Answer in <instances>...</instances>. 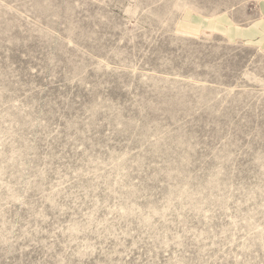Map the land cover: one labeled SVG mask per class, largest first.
<instances>
[{"label":"rangeland","instance_id":"1","mask_svg":"<svg viewBox=\"0 0 264 264\" xmlns=\"http://www.w3.org/2000/svg\"><path fill=\"white\" fill-rule=\"evenodd\" d=\"M259 5L0 0V264H264Z\"/></svg>","mask_w":264,"mask_h":264},{"label":"crops","instance_id":"2","mask_svg":"<svg viewBox=\"0 0 264 264\" xmlns=\"http://www.w3.org/2000/svg\"><path fill=\"white\" fill-rule=\"evenodd\" d=\"M259 13L261 17L255 21L254 23H251L250 25H247L248 27L243 29H236L234 26L232 27L230 23L227 22L225 19H217L216 21L212 22H205V21H195L193 23H200L203 28L208 29H216L219 31H222V33L227 34L229 37H232L233 39H242L248 42H255L258 44L264 45V0H259ZM197 25L192 23L186 24V27L188 28H194Z\"/></svg>","mask_w":264,"mask_h":264}]
</instances>
